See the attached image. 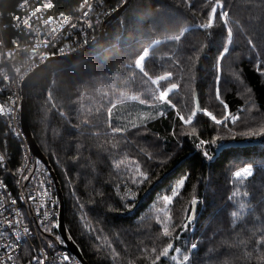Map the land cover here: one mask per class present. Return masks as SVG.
I'll return each mask as SVG.
<instances>
[{
    "label": "trees",
    "instance_id": "16d2710c",
    "mask_svg": "<svg viewBox=\"0 0 264 264\" xmlns=\"http://www.w3.org/2000/svg\"><path fill=\"white\" fill-rule=\"evenodd\" d=\"M17 1L0 0L1 13ZM81 1L51 0L49 13L61 19ZM102 1L110 11L123 2ZM106 29L92 50L50 61L25 90L29 131L61 189L70 240L88 264H264V143L215 152L264 138V0H130ZM170 85L164 112L113 132V105H160ZM194 92L200 111L233 123L198 112L183 124ZM213 142L221 144L196 149ZM0 150L14 169L18 144L1 122ZM181 179L184 213L175 218L163 197ZM190 244V259L178 263Z\"/></svg>",
    "mask_w": 264,
    "mask_h": 264
},
{
    "label": "built area",
    "instance_id": "2783aa9c",
    "mask_svg": "<svg viewBox=\"0 0 264 264\" xmlns=\"http://www.w3.org/2000/svg\"><path fill=\"white\" fill-rule=\"evenodd\" d=\"M51 5V0H19L12 11H0V91L5 93L0 122L19 152L12 169L0 150V264H17L21 253L25 254L22 264L41 260L43 264H80L55 226L59 199L51 173L34 157L21 127V83L49 57L81 52L94 44L113 10L103 9L102 0H82L72 14L58 19L49 13ZM8 27L14 35L7 42L4 30ZM45 211L50 213L47 219Z\"/></svg>",
    "mask_w": 264,
    "mask_h": 264
},
{
    "label": "water",
    "instance_id": "95a60500",
    "mask_svg": "<svg viewBox=\"0 0 264 264\" xmlns=\"http://www.w3.org/2000/svg\"><path fill=\"white\" fill-rule=\"evenodd\" d=\"M129 2H130V0H123V2L116 9H114V11L107 17V19H106L107 24H106V26H104L99 31L97 41L94 44H92L90 47L86 48L85 50H83L81 52L71 53V54L62 55V56H51V57H49L46 62L35 67L24 78V80L21 83V104H20L21 127H22L28 141H29V144H30V147H31V150H32L34 157L38 158L47 167V169L51 173L52 179H53L55 186H56V189H57V195H58V199H59V215H58V221H57V223L59 224L58 233L65 243V248L68 250L69 253H71L79 261L80 264H88V263L85 261L80 250L73 244V242L70 240V238L68 237V235L66 233L65 223H64V200H63V195H62L61 189L59 187V184L57 182V179L54 175V172H53L51 166L47 162L45 156L40 151L38 145L36 144L34 138L32 137V135L29 131L27 118H26L25 90H26V85H27L29 79L34 74H36L38 71L43 69L50 61L60 60V59L70 60L72 58H75L77 56H80L83 53H86V52L92 50L97 44L102 42V40L107 35L106 27H107L108 23L110 21L118 18L120 16V14L123 12V10L128 6ZM193 96H194L195 112H199L200 109H199V105H198L197 93L194 92ZM263 143H264V138L259 139V140H255V141L228 142V143H225V144L217 147L215 152H216V154H218L219 152L223 151V149H225L226 147H233V148L252 147V146H257L258 144H263ZM193 201L191 204V211H190L189 217H188L185 224L190 223L192 221V219L194 218L197 200H195L196 201L195 204H193Z\"/></svg>",
    "mask_w": 264,
    "mask_h": 264
},
{
    "label": "rangeland",
    "instance_id": "374dc122",
    "mask_svg": "<svg viewBox=\"0 0 264 264\" xmlns=\"http://www.w3.org/2000/svg\"><path fill=\"white\" fill-rule=\"evenodd\" d=\"M223 16H225V15H223ZM247 22L250 24V21L247 20ZM172 90H175L174 85H170L169 87H167V89L165 91H163L159 96L158 103H160V105L153 104V107H149V106H145L143 104H139V102L135 101V100H127V101L119 102V103H116L115 105H113L111 107L110 112H109V118L111 121L113 132L120 133L122 131H125L128 128L138 126L148 119L151 120V119L159 116L162 112H164L163 105L168 102L166 97H167V94L170 93V91H172ZM194 107H195V104H194ZM199 112L206 115L215 124L220 125V126H224L225 128H227L228 123H233V120H234V117L228 113L225 114V116L222 120H215L211 117V115L206 110H201ZM195 113H198V112H195V109H194V111L190 114L189 117L182 118V120H181L182 123L185 125L191 123ZM261 118H263V116ZM246 141H252V140H246ZM220 144H221V142L202 143L201 145L197 144L196 149H202L203 148L202 150L204 151V146L210 147V146H214V145L218 146ZM134 151L140 152L137 149H135ZM132 155L133 154H124L123 158L130 161V158ZM242 171L245 172L244 173L245 176L248 175V173H249V171L246 169H244ZM172 193L170 194V197H172V200H171V204L173 206L172 209L174 210L175 215H176V212H178L175 218H180L182 216V214L184 213V211H183V208H181V209L178 208V204H177L178 194L173 196ZM192 246H193V244L189 245L187 254H185L183 256V259L181 261H179L178 263L184 262L187 255L189 256V259H190L191 253L194 251ZM189 259H187V261Z\"/></svg>",
    "mask_w": 264,
    "mask_h": 264
},
{
    "label": "snow or ice",
    "instance_id": "6c2138e0",
    "mask_svg": "<svg viewBox=\"0 0 264 264\" xmlns=\"http://www.w3.org/2000/svg\"><path fill=\"white\" fill-rule=\"evenodd\" d=\"M117 167H119L118 164H117ZM138 173H139V176H140L141 178H143V179L146 180V175H145V174H143V173H141V172H138ZM138 182H139V181H138L137 179H134V180H133V183H138ZM184 183H185V180H184V179H181V180L179 181V183H178L177 186H176V189H175V190L173 191V193H172L173 196H175V195L177 194V192H178L179 189L184 185ZM37 195H39V193H37ZM44 195H47V192H45ZM34 198H35V197H32L31 199H34ZM163 200H164L165 202H167V203H171L172 197L166 195V196L163 197ZM12 203L14 204V203H15V200H13ZM195 203H196V201L194 200V201H193V204H195ZM40 207L43 208V207H44V204L41 203ZM49 215H50V213H49L48 211H45V212H44V217H45V219H47V218L49 217ZM55 226H56V227H59V224L57 223ZM162 226H163L164 229H168V227H167V223H164ZM169 234H170V233H169V231H168V235H169ZM173 247H174V246L172 245L171 248L168 250V252L164 253L161 257H169L170 251L173 250ZM196 247H197V244H194V245L192 246L193 249H196ZM174 252H175L176 254H178V253L181 252V249H179V248L176 247V248L174 249ZM161 257H160V258H161ZM160 258H159V259H160ZM68 259H69V257H68L67 255L64 256V260H68ZM171 259H172L173 261H176V260H177V256H176V255H172V256H171ZM187 259H189V256H188V255L186 256V259H185L184 262H186ZM39 264H43V261L41 260V261L39 262Z\"/></svg>",
    "mask_w": 264,
    "mask_h": 264
}]
</instances>
